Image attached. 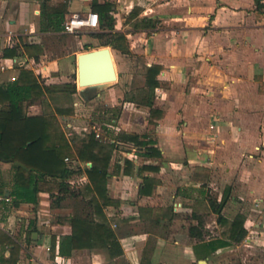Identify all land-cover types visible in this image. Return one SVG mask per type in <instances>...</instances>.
I'll use <instances>...</instances> for the list:
<instances>
[{"label":"crops","instance_id":"0c3cea01","mask_svg":"<svg viewBox=\"0 0 264 264\" xmlns=\"http://www.w3.org/2000/svg\"><path fill=\"white\" fill-rule=\"evenodd\" d=\"M11 1L14 11L6 18L1 14L0 33L13 30L15 45L0 46V86L17 81L23 69L32 71L45 94L27 103L24 112L55 114L70 140L77 107L84 104L72 103L75 115H66L57 114L52 101L77 92L86 99L89 89L77 81V56L93 46L83 35L85 44L70 52L76 54V77L69 81L72 55L48 58L43 36L70 34L64 22L73 13L92 12V0ZM98 1L112 4L114 31L126 37V51L102 45L109 35L93 37L102 31L99 26L80 31L104 40L100 48L109 47L113 62H122L126 80L134 75L143 80L140 98L131 95L118 111L109 104L103 124L93 123L89 130L112 145L108 202L99 199L96 215L92 194L83 193L92 163L77 157L65 162L75 171L67 183L78 197L57 194L55 188L63 198L54 206L56 196L45 190L37 203L14 206L11 198L1 199L0 230L20 246L16 264H264V215L256 211L264 214V0ZM63 4V30L56 32L47 13ZM153 65L160 70L151 91L145 81ZM121 77L117 73V80ZM146 94L149 106L142 102ZM122 134L147 135L153 143L139 146ZM149 146L157 156L147 152ZM14 173L12 163L0 161L1 196L10 194ZM76 198L80 212L67 203ZM77 214L103 223L108 244L62 255L60 242L71 234L69 220ZM236 220L241 226L232 238Z\"/></svg>","mask_w":264,"mask_h":264},{"label":"trees","instance_id":"16d2710c","mask_svg":"<svg viewBox=\"0 0 264 264\" xmlns=\"http://www.w3.org/2000/svg\"><path fill=\"white\" fill-rule=\"evenodd\" d=\"M256 1L259 2V0ZM91 10L98 14L99 27L102 30L93 32L91 35L98 39L109 35L110 38L107 37L102 45H112L126 51V37L114 31L115 19L111 14L112 4L92 0ZM64 14V4L57 9L52 8L47 13L48 26L56 32L62 31ZM89 47L90 44H86L85 48ZM25 49L28 54L34 55L32 46L26 45ZM12 53L14 51L4 52V55L10 56ZM159 70L160 67L157 65L147 69L145 83L151 91L158 86L156 76ZM43 94L45 92L38 77L27 69L21 70L17 81L0 86V161L12 163L15 167L12 189L8 196L14 206L23 202L37 203L41 190L49 192L51 196H56L52 201V206H54L63 198L53 193L55 188L58 191L57 194L78 197L80 193L71 190L67 183L75 171L68 168L65 162V158L77 157L82 162L92 163V166L86 169L89 183L84 187L83 193L92 194L91 203L95 214L99 215L101 212L99 199L102 203L108 202L106 175L111 158L109 147L112 145L100 141L93 131L82 137L75 135L70 140L67 139L57 124L55 114L27 115L24 112L26 104L40 98ZM50 94L55 93L52 91ZM142 99L145 105L151 104L150 94H146ZM55 112L67 115L73 111L71 107L57 106ZM122 138L139 146L153 143L147 135L122 134ZM147 152L151 156L158 154L157 149L151 146L147 148ZM69 225L72 232L63 238L59 246V253L62 255H68L75 249L108 244L109 230L101 222L77 214L70 218ZM240 226V220L232 223L230 234L232 238L237 235ZM19 247L15 239L0 230V264H16ZM6 249L10 251L7 257L4 255Z\"/></svg>","mask_w":264,"mask_h":264},{"label":"rangeland","instance_id":"374dc122","mask_svg":"<svg viewBox=\"0 0 264 264\" xmlns=\"http://www.w3.org/2000/svg\"><path fill=\"white\" fill-rule=\"evenodd\" d=\"M9 10L14 11L13 1L11 0H0V19H3L1 14L5 13V18L7 17L6 14H8ZM89 31H80L77 33H70L66 34V36H59V35H52L47 34L43 36V42L45 43V50L47 53L48 58H59L65 54H71L72 50L74 48H77L78 46H83L85 43H91L93 47L91 49H97L100 48L99 44L104 40H94L89 35ZM83 35L86 36V42H82ZM91 41V42H89ZM81 42V43H80ZM89 49V50H91ZM71 62L69 64L70 68L67 72L69 81H72L74 79L75 73H76V54L74 53L72 57L70 58ZM116 71L118 73V76H122L119 80L116 82H113L111 84H107L105 86H102L101 88L96 89H89L84 93L86 96V99H83L80 95V92H77L74 96H71L69 98L66 97H58L57 100L52 101V107L53 105L55 107L61 106V107H71L72 103L74 102H82L83 106H78L77 109L78 112H76V122L74 125L76 126L73 136L79 135L81 137V134H87L90 133V128L93 125V123H100L103 124L102 121L105 118L104 111L109 109V104H115L116 109L121 110L123 108L124 100L131 97V95L135 96L136 98H140L141 88L143 85L142 78L134 75V78H129L126 80L124 77V67L122 65V62L119 61L117 58L114 59ZM133 67L129 68V72H132ZM75 72V73H74ZM136 74V72L134 73ZM141 73L139 72V75ZM76 77V76H75ZM76 79V78H75ZM69 89V91L72 89V85L66 87ZM97 92H100V96L97 95ZM48 109L50 111L52 109ZM52 112V111H51ZM68 115H75V112H72ZM107 117V115H106ZM59 121V119H58ZM60 127V126H59ZM83 127H87L88 132L83 131ZM68 130V129H67ZM78 131V133L76 132ZM80 131L81 132L80 134ZM84 136V135H83ZM252 201V198H250ZM69 205H73L76 212H80V199H70L67 202ZM256 211L259 212L260 215L262 214L263 210L260 211L259 208L256 209ZM243 237V236H242ZM241 241V238H238V242ZM244 243V242H243ZM246 244V243H245ZM237 245V243L235 244ZM242 246H244L242 244ZM240 247L241 249L243 247ZM238 251V249H237ZM235 252V251H234ZM243 253V251L241 252ZM80 261V260H79ZM80 263V262H79Z\"/></svg>","mask_w":264,"mask_h":264},{"label":"water","instance_id":"95a60500","mask_svg":"<svg viewBox=\"0 0 264 264\" xmlns=\"http://www.w3.org/2000/svg\"><path fill=\"white\" fill-rule=\"evenodd\" d=\"M117 80L109 47L88 50L77 56V81L86 89L101 88Z\"/></svg>","mask_w":264,"mask_h":264},{"label":"built area","instance_id":"2783aa9c","mask_svg":"<svg viewBox=\"0 0 264 264\" xmlns=\"http://www.w3.org/2000/svg\"><path fill=\"white\" fill-rule=\"evenodd\" d=\"M99 26V17L97 13H73L64 22V30L68 33H77L85 28H97ZM14 36L16 33L13 30H8L6 33H0V46L13 47L15 45ZM96 136L99 133L96 132ZM10 201L9 196H1L0 200Z\"/></svg>","mask_w":264,"mask_h":264}]
</instances>
